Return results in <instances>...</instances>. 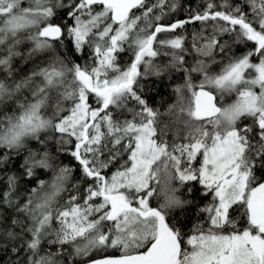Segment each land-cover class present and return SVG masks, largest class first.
I'll return each instance as SVG.
<instances>
[{
  "label": "snow or ice",
  "instance_id": "snow-or-ice-1",
  "mask_svg": "<svg viewBox=\"0 0 264 264\" xmlns=\"http://www.w3.org/2000/svg\"><path fill=\"white\" fill-rule=\"evenodd\" d=\"M177 7L0 0V210L13 213L3 232L12 264H264V0H204L159 23ZM197 22L190 38L176 31ZM18 62L31 65L23 76ZM177 74L161 113L142 81ZM25 178L36 186L22 193ZM193 183L210 202L185 231L182 190Z\"/></svg>",
  "mask_w": 264,
  "mask_h": 264
},
{
  "label": "trees",
  "instance_id": "trees-1",
  "mask_svg": "<svg viewBox=\"0 0 264 264\" xmlns=\"http://www.w3.org/2000/svg\"><path fill=\"white\" fill-rule=\"evenodd\" d=\"M219 2V0H218ZM204 7V0H178V7L175 12H170L163 19L159 22L162 24H171L176 22L177 20H184L188 15L192 14L193 11H200ZM71 23V21H69ZM200 25L199 22L196 24H189L185 26V29H177V33L184 32L186 30L187 34H190L192 30L199 29ZM173 35L172 33H162V38H170ZM223 39L227 40L229 37L225 36ZM251 44H248L247 48H250ZM247 48L243 45L234 46V51L236 54H242L247 51ZM70 57L73 59H77V56L73 53H69ZM130 57L127 54H122L121 63L122 66H126L129 62ZM255 60V58H254ZM77 62H82L77 60ZM19 67V74L21 76L25 75L31 68V65H25L21 62H18ZM214 70H218L217 66H213ZM194 78L196 74H193ZM198 83L199 81L196 80ZM144 83V95L145 98L148 100L149 105L159 109L161 113H165L168 109L170 104L175 102V94L173 92L174 87L177 84L182 83V80L179 78V74L174 76L171 80L167 77L164 78H156V77H149L146 81H142ZM234 97H230L229 99H233ZM125 115H128L125 113ZM162 119L165 122H170L174 117L172 116H163ZM247 123V121H246ZM64 163L67 164L71 161V157H61ZM21 161L17 160L11 167L10 171H16L19 163ZM74 164V162H73ZM80 173L77 170L74 173V176H79ZM39 179L42 180H49L50 174L40 173ZM74 182V181H73ZM6 184V176L0 174V191H4ZM36 186V180H28L27 178L23 179L20 184V191L23 193L25 190L30 189ZM183 198L190 200L192 203L188 206L187 211L180 216V219L183 223L184 230L188 231L191 227L200 221L203 216L199 212V209L208 205L210 202V198L204 195L203 186L193 183L191 192L183 191ZM13 217V213L11 211L0 210V264H12V261L15 259V255L11 253L8 248V242L5 237H3L4 229L7 228L11 224V219ZM18 230V229H17ZM27 239V237H25ZM112 253H106L104 255H113Z\"/></svg>",
  "mask_w": 264,
  "mask_h": 264
},
{
  "label": "rangeland",
  "instance_id": "rangeland-1",
  "mask_svg": "<svg viewBox=\"0 0 264 264\" xmlns=\"http://www.w3.org/2000/svg\"><path fill=\"white\" fill-rule=\"evenodd\" d=\"M227 102H230V99L229 98H225V103H227ZM112 252H113V250H108L107 252H103L101 254L104 255L106 253H112Z\"/></svg>",
  "mask_w": 264,
  "mask_h": 264
}]
</instances>
